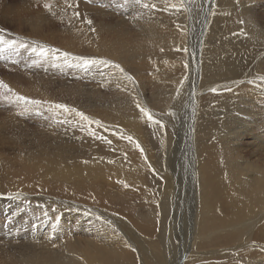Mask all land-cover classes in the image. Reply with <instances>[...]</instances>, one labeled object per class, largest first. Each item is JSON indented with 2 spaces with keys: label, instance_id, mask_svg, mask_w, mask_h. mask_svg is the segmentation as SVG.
Returning a JSON list of instances; mask_svg holds the SVG:
<instances>
[{
  "label": "bare ground",
  "instance_id": "6f19581e",
  "mask_svg": "<svg viewBox=\"0 0 264 264\" xmlns=\"http://www.w3.org/2000/svg\"><path fill=\"white\" fill-rule=\"evenodd\" d=\"M42 1L1 0L0 39L74 78L10 81L0 264H264V0Z\"/></svg>",
  "mask_w": 264,
  "mask_h": 264
},
{
  "label": "rangeland",
  "instance_id": "374dc122",
  "mask_svg": "<svg viewBox=\"0 0 264 264\" xmlns=\"http://www.w3.org/2000/svg\"><path fill=\"white\" fill-rule=\"evenodd\" d=\"M1 1V0H0ZM7 2L6 3H9L10 5H12L14 8H15V6L16 5H21L22 3H24V2H28V1H30V0H6ZM42 1V0H41ZM50 0H48V1H42V3H41V6H44L45 8H49V10H51V8H52V5L51 4H53V2L52 1H50ZM82 1V0H81ZM112 1V2H111ZM108 2H109V4L110 5H112V7H114L115 5H114V1L113 0H108ZM43 3H45V4H43ZM84 3V2H83ZM79 4V3H78ZM101 4V3H100ZM104 4V5H103ZM101 7H100V10L104 13V14H110V15H107L106 17L107 18H109V20H111L112 22H116L117 21V16L114 14V13H106V9H107V6H106V4L105 3H102L101 5H100ZM126 6V7H125ZM129 8H128V7ZM0 7H1V3H0ZM122 7H124V9H121L122 11H121V13L123 12V11H127L126 9H128L129 11H131V12H133L134 10H132V7L131 6H129L127 3H125V5H123ZM80 8V7H79ZM109 8V7H108ZM191 8V7H190ZM192 11H196V8L195 7H193L192 9H191ZM141 13H143V15H144V17H154V14H149V12L147 11V10H141ZM146 14V15H145ZM115 17V18H114ZM62 19L63 18H61L60 19V23L62 24V22L64 21V19H63V21H62ZM198 20L199 21H197L198 23L200 22V17L198 18ZM187 24H185V26H186V28H188V39L190 40L191 38H192V43H193V41H196V40H198V39H200V37H201V35H200V29H198L197 28V26L195 25V23L193 22V24H191L190 23V20L187 18ZM1 23V25L4 27V28H8V29H10V30H16L18 33H20V34H22V35H27V33H28V29H27V27H23L22 26V29H19L18 28V26L16 27V25H14L13 23L11 24V23H8V22H6L5 23V21H3V22H0ZM4 23V24H3ZM74 23H75V21L74 20H71V25H73L74 26ZM6 27H5V26ZM192 25V26H191ZM49 26H51L50 24H49ZM63 26V25H62ZM184 26V27H185ZM194 26V27H193ZM11 27V28H10ZM14 28V29H13ZM72 28V27H71ZM22 30V31H21ZM25 31V32H24ZM24 32V33H23ZM195 33H197V34H195ZM192 35V36H191ZM195 37V38H194ZM194 38V39H193ZM10 41V40H9ZM2 41V39H0V54H1V57H0V126H3V124L5 123V122H2L3 120H5V117L7 118L6 120L8 121V123L9 124H11V122L12 123H14L16 120H14V119H11L10 120V118H11V116H14V115H16V114H18V112L19 111H22L25 107H24V105L20 102H18L19 100L21 101V99H19L17 96H16V93H15V91L13 90H10V89H8L9 88V86L11 85V82H14L16 85H18L22 90H27L28 88V91H31V90H34L35 88L36 89H41L42 87H43V85L47 82V80H50V81H52V82H54L55 80H56V85H57V90H58V92H62L61 94L60 93H58L59 95V98H61V99H63V100H68V94H66L65 92H64V90L63 89H60L59 88V84H61L62 83V81H67L68 83H69V85H71V84H73V82L71 81L74 77L73 76H70L69 77V75H67V73H63V74H61L60 76H58V75H55V74H51V71H50V65L48 66V64H50V63H46V62H48L47 60H45L41 55H39V56H37V53H36V55L35 54H31V55H29V51L27 50V47H25V46H23L20 42H18V41ZM4 43H7V45L8 46H4ZM9 43V44H8ZM15 43V44H14ZM22 46H23V48H22ZM196 46H198L197 44H196ZM196 46L194 47V49L197 51L198 50V48H196ZM25 47V48H24ZM12 48V49H11ZM66 49V48H65ZM3 50V51H2ZM2 52V53H1ZM18 54V55H17ZM24 54V55H23ZM82 55H83V53H82ZM258 55L260 56L261 55V61L263 60L264 61V58H263V55H262V53H261V51H256L255 53H254V55L252 54V56H251V61H255L256 59H257V57H258ZM29 58H28V57ZM35 57V58H34ZM37 58V59H36ZM254 60H253V59ZM26 59V60H25ZM36 59V60H35ZM40 60L42 61V62H40ZM45 60V61H44ZM35 61H38V63L37 62H35ZM27 62V63H26ZM32 63V64H31ZM42 63V64H41ZM46 63V64H45ZM29 64H31V65H29ZM35 64V65H34ZM41 64V65H40ZM18 65V66H17ZM4 66H6V67H4ZM15 66H17V67H15ZM15 67V68H14ZM36 67V68H35ZM6 68V69H5ZM10 68V69H9ZM18 68H20L19 70H18ZM26 68V69H25ZM33 70H32V69ZM37 68H39V69H37ZM43 70V72H42V70ZM10 70V71H9ZM3 71H4V73H3ZM27 71V72H26ZM39 71V72H38ZM245 72V74L244 73H242L241 74V77L240 78H242L243 79V76L242 75H246V76H248L249 75V72H250V69L248 70V67H247V69L246 70H244ZM48 72V73H47ZM3 73V74H2ZM23 73H25V74H23ZM38 73V74H37ZM2 74V75H1ZM6 74V75H5ZM49 74V75H48ZM65 74V75H64ZM255 74V73H254ZM254 74H252V76L254 75ZM45 75V76H44ZM52 75H54V77H51ZM21 76V77H20ZM25 76V77H24ZM41 76V77H40ZM58 76V77H57ZM95 76H97V75H95ZM13 77V78H12ZM17 77V78H16ZM38 78V80H37V78ZM52 79H51V78ZM34 78V79H33ZM35 78H36V80H35ZM44 78V79H43ZM47 78H49V79H47ZM57 79H61V80H57ZM77 79V78H76ZM22 80V81H21ZM41 80V81H40ZM106 80V79H105ZM105 80H104V82H105ZM11 81V82H10ZM24 81H26V82H24ZM34 81V82H33ZM7 82H9V85L8 86H6L7 85ZM38 82V83H37ZM37 83V84H36ZM42 83V84H41ZM27 85V86H26ZM99 85H102V83L100 84L99 83ZM29 86V87H28ZM26 87V88H25ZM34 87V88H33ZM71 87V86H70ZM32 92V91H31ZM33 93V92H32ZM7 94V95H6ZM33 95H34V93H33ZM71 97L69 96V99H70ZM17 102V103H16ZM17 105H16V104ZM22 107V108H21ZM18 109V110H17ZM13 111V112H12ZM5 113V114H4ZM24 120V119H23ZM6 121V122H7ZM19 122V123H18ZM21 122L20 121H17L15 124H20ZM23 124H24V122H23ZM22 125V124H21ZM41 124H38V125H36L35 123L34 124H32V126H30L29 128H31V129H33V130H35V132H38V130H40V129H42V126H40ZM188 127V126H187ZM17 131V130H16ZM34 132V131H33ZM40 132V131H39ZM38 132V133H39ZM40 133H42V132H40ZM14 134V135H13ZM16 133H12V137H15L16 135H15ZM41 135V134H40ZM19 136V135H18ZM183 146H184V143H183ZM6 173V172H5ZM5 176V174L4 173H1L0 174V178H3L4 176ZM1 204L3 205V204H5V202H4V200H1ZM0 220L2 221V222H5L6 220H7V218L5 217V213L3 212V210L6 208L5 207V205H3V208L4 209H2V206H0ZM14 212H16V210L14 211ZM20 212H18V213H16V216L14 217V221H18L19 220V218L22 216V215H20L19 214ZM31 213H32V211H30L29 213H26V214H24L25 215V218H24V222H30L32 219H31ZM1 217H3V218H1ZM13 217V216H12ZM27 219H29V220H27ZM5 220V221H4ZM31 223H33L32 224V227H33V225H34V222H31ZM31 223H30V225H31ZM0 242L2 241V238L4 237V235L2 236L1 235V232H2V227L0 226ZM18 243V242H17ZM14 247L15 248H19V244H15L14 245Z\"/></svg>",
  "mask_w": 264,
  "mask_h": 264
},
{
  "label": "snow or ice",
  "instance_id": "6c2138e0",
  "mask_svg": "<svg viewBox=\"0 0 264 264\" xmlns=\"http://www.w3.org/2000/svg\"><path fill=\"white\" fill-rule=\"evenodd\" d=\"M90 22V21H89ZM184 51L186 52L187 51V49H184ZM86 67H87V65H85ZM66 107V106H65ZM63 110V109H62ZM81 115H83V114H81ZM161 123V127H163V124H162V122H160ZM101 139H103L102 137H101Z\"/></svg>",
  "mask_w": 264,
  "mask_h": 264
}]
</instances>
